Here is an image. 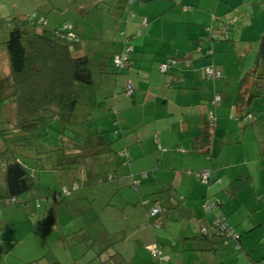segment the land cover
I'll return each instance as SVG.
<instances>
[{
  "label": "crops",
  "instance_id": "1",
  "mask_svg": "<svg viewBox=\"0 0 264 264\" xmlns=\"http://www.w3.org/2000/svg\"><path fill=\"white\" fill-rule=\"evenodd\" d=\"M70 1L67 0V2ZM146 1L131 0L125 16H122V13L125 10L126 0L122 3V11H118L114 7V9L110 8L105 12L113 19L112 32L115 36L112 38L115 42L110 44L112 52L107 56V59L96 60L93 67L92 85L90 88L83 89L85 93L83 96L86 97L87 102L96 109L102 110V114H106L103 112L107 111L111 117V124H115L121 130L119 135H117V130L114 132L117 131L115 134L118 138L121 137V150L129 153L130 161L137 160L148 152L151 154L153 150L160 148V145L155 149L152 147L151 138L153 134L154 141L159 140L161 146L164 148L168 146L170 149L167 151L163 148L166 152L162 153L161 156L156 155L157 160L153 166V173L158 172V177L155 179L160 184V187L155 191L159 192L161 189L166 191L148 198L143 204L151 206L158 202L163 206L162 211L157 215L158 224L151 226L147 218L145 220L144 215L140 214L141 223L135 224V231L130 233L132 242L119 246L121 248L119 256L123 260L120 264H250L248 253L256 258L264 253V214H261L259 218L257 217V204L259 201H264V193L260 191L261 188L257 183L256 189L255 184H253L255 173L257 179L258 173L261 171L264 173V167L259 172V166L256 172L243 168L255 157L252 153H240L238 142L241 140L243 128L240 131L236 129L242 123L245 124L246 118L234 120L233 100L238 78L252 66L253 52L250 51V53L238 58V63L234 69L229 71L225 68L229 67V62L228 64L224 63L228 57H223L220 52L222 51L224 54L232 52L227 40L236 41L235 25L231 26L230 33L227 25V36L224 39L226 42L214 43L215 40H220L218 36L221 35H206L205 29V37L210 40H207L209 44L203 45L199 53L194 54L192 52V40L201 36L200 26L208 21V13L201 11L192 13V3L200 0H188L182 9H175L176 11H173L174 19L165 13L175 4L168 3L155 7L151 11H146L144 9L147 4ZM204 1L203 7L207 3V9L213 11L210 12V16L215 17L216 15L218 19H222L215 21L219 23V26H215L217 29L220 28V24L224 22L226 24L229 21L220 16L223 11L218 12L225 10L226 4H219L218 1L214 3V0ZM259 1L258 4L262 5L263 8L264 2ZM96 2H102V0ZM240 2L249 6L245 0ZM0 6H4L1 0ZM85 6L74 4L72 14L67 12V5L61 11L62 18L60 20L70 24V28L75 30V35L70 34L71 38L80 40L82 36L81 33H77V30L83 28L80 27L83 25L78 26L79 21L84 19L83 14L85 12H89ZM261 7L259 6L258 12H261ZM53 8H55L54 5H50L49 9L53 10ZM8 9L10 11L7 13L4 8L0 10L1 84H4V78L8 74V58L4 42L7 38V24L10 22L7 21L4 24L2 20L6 17L13 18L16 16V18L34 17L36 19L43 17L44 22L47 18L46 25L50 21L48 15L37 17L32 7L24 8L23 14H21L20 3L17 2L8 4ZM76 11H79L80 15H74L73 13ZM196 12L202 13L204 18L194 17ZM100 13L103 12L100 11ZM177 13L182 14L177 15ZM177 17H185L186 19L179 20ZM202 20H204L203 23H199ZM84 24L88 26V22H84ZM96 28L102 27L96 25ZM262 28H264V21L260 25L255 26L254 24L252 31L245 36L250 44L249 49L253 50V44ZM201 29L204 30L203 27ZM118 30H123L125 35L130 36L129 42L133 46V52L130 55V64L116 69L111 66L110 60L112 55L119 52L121 48L122 42L117 34ZM164 33H167L166 38ZM80 51L85 52L86 50ZM93 54L95 56L96 51H90V55ZM220 55H222V62L217 67L223 68L222 78L213 81L204 79L200 68L209 63L216 66L215 63L219 60ZM168 59L174 60L175 65H170L163 73L159 72L158 65ZM184 62H187L188 66L184 67ZM227 74L234 79L235 89H233V85H230ZM250 81L252 80L247 81L246 88L249 87ZM124 82L132 84L133 91L129 94L130 96L122 94ZM218 92L221 98L214 109L216 129L212 130L214 139L209 145V154H207L198 150L199 145L194 137L199 135L207 112L210 110V100ZM6 102L0 97V104ZM231 111L232 113H230ZM119 113L124 116L118 117ZM231 118H233V122L230 120ZM156 125H162L160 128L168 136L162 138L160 128ZM232 125L233 127H231ZM236 134H240V137H237ZM96 139H98L96 141L106 142L103 136H98ZM182 143L188 150L184 147L177 150L179 155L181 154V166L169 165L170 173L173 174L172 179L163 181L160 171L165 166L161 160L168 159L169 155H173L171 150ZM189 144H192V147H189ZM108 148L105 146L98 147L96 151L105 152ZM119 149H115V152L117 153ZM225 163H229L230 166ZM241 167L242 169L239 170L238 168ZM205 169L208 170L207 182L206 180L201 181L197 175ZM113 177L115 176L113 175ZM223 178L225 182H223ZM139 183L146 184L138 181L137 184ZM136 186L133 184V187ZM247 187H251V189ZM212 189L214 191H211ZM247 189L249 192L246 193V196L251 200L252 209L247 214H240L236 211L234 204L232 210L227 211L226 205L237 198L238 193L247 191ZM143 197L147 198L148 196ZM203 200L213 202L214 209L203 211L201 207ZM143 210L145 214V209L143 208ZM216 210L223 215L224 222L239 234L238 240L230 237L229 234L225 236L215 235L213 230H208L206 235L200 233L199 228L201 226L211 224L214 217L213 212ZM8 220L9 218L5 221L0 212V264H8V261L12 262L11 264H22L25 261L32 263L44 255L46 250L42 245L33 246V256L29 260L8 253L3 254L7 247L12 249L22 237L21 232L14 233L15 226L12 233L6 234L4 232L7 230ZM27 230L28 227L26 226L25 231ZM5 234L7 237L4 238ZM151 246L153 247L151 248ZM151 249L158 252L159 259L152 255Z\"/></svg>",
  "mask_w": 264,
  "mask_h": 264
},
{
  "label": "rangeland",
  "instance_id": "2",
  "mask_svg": "<svg viewBox=\"0 0 264 264\" xmlns=\"http://www.w3.org/2000/svg\"><path fill=\"white\" fill-rule=\"evenodd\" d=\"M96 1L1 0L4 6H0V10L4 8L7 13L10 11L8 4L12 2L20 3L21 14H23L22 10L24 8L32 7L37 17L40 15H48L50 17L49 24H45L46 31L60 30L62 31L59 33L60 36L65 39L64 37H67L65 31L68 28L65 29L62 20H60L62 18V9L64 10L67 5V12L72 14L74 4L87 5L85 7L89 9V12L83 14L85 17L78 24V26L83 25L80 26L83 28L77 30V33L82 34L80 40H78V45L81 50L85 49L89 55L90 51H96L95 56L94 54L90 55L91 59L96 61L102 58L107 59V56L112 52L110 44L115 42L112 38L115 36L112 32L113 19L105 12L110 8L114 9V7L118 11H122V3L125 0ZM217 1L219 4H226L224 6V9H226L218 12L223 11L220 16L224 17L223 19L225 20H229L228 24L226 23L229 26V33L232 25H235V30L237 31L236 41L227 40L229 49L232 52L230 51L228 54L220 52L223 57H228V60L224 63L228 64L229 62V67L225 68L231 71L238 63V58L250 53V51L254 52L255 43L253 44V50L249 49L250 44L245 39V36L252 31L254 24L255 26L257 24L260 25L264 21L262 13L258 12L259 6L261 7L262 5L258 4L259 0H245L250 7L241 3V0H214V3ZM180 2L181 4H179ZM186 2L188 0H147L144 9L151 11L161 5L175 4L172 6L174 9L170 8L165 13L174 19L173 11H176L175 9L177 8L182 9ZM204 2V0H200L192 3V13L194 11L208 13V21L200 26L201 36L192 40V52L194 54L196 52L199 53L203 45L209 44L207 40H210L205 37L204 33L206 27L209 28V30L206 29V35L213 34L216 36L221 34L220 30L215 27L219 26V23L215 21L222 19H218L216 15L212 18L210 12L213 11L207 9V3L203 7ZM128 4V0H126L122 16H125L129 7ZM50 5H54L55 8L53 10L49 9ZM100 11L103 13H100ZM73 14L80 15V12L76 11ZM127 14L129 15V12ZM181 14L177 13V15ZM197 16L199 19L204 18V15L200 12L194 14V17ZM15 18L16 16L13 18L6 17L2 22L6 24L7 21ZM177 18L179 20L186 19L185 17ZM45 19V22H47L48 19ZM203 21L199 23H203ZM84 22H88V26H85ZM96 25L102 28H96ZM202 27L204 30L201 29ZM263 31L264 28L260 29V34ZM72 32H75V30L72 29ZM239 35L241 36L239 37ZM164 37H167V33H164ZM218 41L226 42L220 38V40H215L214 43H218ZM221 56L215 63L216 65L222 62ZM112 67L115 68L114 66ZM222 75L223 68H221ZM227 76L230 85H233V89H235L234 79L231 75L227 74ZM217 79L219 78L214 80ZM84 88H88V86H84ZM83 94L85 95L84 92ZM248 107L250 118L246 117L245 124L242 123L236 129L240 131L243 128L238 147L240 153H252L255 157L253 161L243 166V168L256 172L259 166V172L264 167V82L259 94L251 98ZM103 113L106 114H102V110L90 105L86 97L80 94L72 113L59 112L53 117L47 115L40 119L39 125L35 130V138L30 141V144L22 146L17 154V159L29 170L32 184L28 190L17 195L14 205L0 207L3 219L6 221L9 218L7 230H4V232L6 234L12 233V229L15 226L14 233L18 234L21 232L22 234L20 242H16L12 249L7 247L3 254L8 253L29 260L33 256V246L38 245L39 247L42 245L46 250L44 255L41 254L42 256L32 261V263L25 261L22 264H38L39 261L40 264H113L114 259L111 255H119L121 249L119 246L132 242L130 233L135 231L134 225L141 223L140 214H143L146 220L147 217L143 208L146 211L150 207V205L142 204L143 196H148L147 198L150 199V197L155 195V190L160 187L159 182L155 179V177H158V172L153 173V166L157 160L156 155L161 156L166 151L163 150L164 146H161L159 140L154 141L153 134L151 138L152 147L155 149L160 145V148L153 150L151 153L154 155L148 152L137 158V160L120 163L126 159L125 156H121L119 153L122 149V146H120L122 140L117 135L121 133V130L115 124H111V117L107 114V111ZM113 113L111 115L114 116ZM12 116L13 103L0 104V126L6 125L7 121H11ZM121 116L124 115L119 113L118 117ZM207 117L209 119L208 127L215 130L212 113L207 112ZM232 119L230 120L232 121ZM156 126L162 127V125ZM114 130L118 131H116L117 135ZM236 135L240 137V134ZM98 136H103L106 141H102L103 144L99 147L105 146L107 148L109 145V148L111 147L110 151L107 149L105 152L96 151L98 147L94 146V143ZM160 136L164 138L168 135L160 128ZM77 143H90V146L86 147L83 152L94 154L80 158L79 165L76 168H54V164L59 162L61 158H65L71 155L69 154L70 152L75 151L73 144ZM183 143L181 144L182 146H175L171 150L174 154L169 155L168 159L161 160V163L165 166L160 171L163 181L172 179L173 174L170 173L169 165L181 166V154L179 155L177 150L183 147L187 149ZM189 147H192V144H189ZM117 148H120L117 150L119 156L115 152ZM164 149L170 151L168 146ZM125 152L128 154L127 151ZM117 161H119L118 164H116ZM226 165L230 166L229 163ZM238 169L241 170L242 167ZM109 173L115 176L111 180L105 179V176ZM258 174L259 177L256 179L255 173L253 184H255V189L258 185L261 188L260 191L264 193V173L261 171ZM138 181L146 184H137ZM133 182L135 186L137 185L135 188L133 187ZM223 182H225L224 178ZM250 184L252 183L250 182ZM73 185L75 186L71 189L68 196H63L60 193V190L69 189ZM247 188L251 189V187ZM249 189L238 193L237 198L229 205H226V210H232V206L235 204L237 212L247 214L252 209L251 200L246 196ZM211 191L214 190L212 189ZM257 205V217L259 218L261 214H264V201H259ZM26 226L28 227L27 231H25ZM6 234L4 238L7 237ZM115 250L118 252L114 253L116 252ZM7 263L11 264L12 262L8 261Z\"/></svg>",
  "mask_w": 264,
  "mask_h": 264
},
{
  "label": "trees",
  "instance_id": "3",
  "mask_svg": "<svg viewBox=\"0 0 264 264\" xmlns=\"http://www.w3.org/2000/svg\"><path fill=\"white\" fill-rule=\"evenodd\" d=\"M262 1L264 2V0ZM130 2L131 0H128V3ZM261 13L264 18V6ZM63 25L65 29L68 28L65 31L67 36L64 37L65 39L60 36L59 33L62 32L60 30L46 31L43 17L40 19L34 17L15 18L7 24L10 29L7 31L4 45L8 58V74L4 78V84L0 83V97L2 100L13 103V116L12 120L7 121L6 125L0 126V207L14 205L17 195L28 190L32 184L29 170L17 159V154L22 146L30 144V141L35 138V130L39 125L40 119L47 115L53 117L59 112L72 113L80 94L81 96L83 95L84 86L90 88L92 85L93 67L96 61L91 59V56L86 51H80L79 41L74 37L71 38L70 34H74V32H72L70 24L63 22ZM206 29L209 30L208 27ZM219 30L221 31V36L218 37L224 40L227 36V24H220ZM117 34L122 42L121 48L119 52L112 55L110 64L119 69L130 64L133 46L129 42L130 36L125 35L123 30H118ZM126 46L131 49L127 52L126 62L118 67L114 64L113 57L124 50ZM160 65H164L163 71L159 70ZM170 65H175V61L168 59L160 63L158 71L163 73ZM183 65L186 67L188 63L184 62ZM200 71L202 72V77L206 80L213 81L216 78H222L221 69L213 63L202 66ZM263 77L264 31L255 40L252 66L248 71L242 73L237 80L238 85L233 100L234 120L250 118L248 105L251 102V98L257 96L263 87ZM249 79L252 81H250L249 87L246 88V83ZM132 91V84H129V91H127L126 83L124 82L122 92L130 96L129 94ZM215 95L218 96V99L210 103L212 107L209 110L214 115L213 119L216 117L214 109L221 98L219 92ZM208 121L205 117L199 135L194 137L199 145L197 147L198 150L207 154H209V145L214 139L213 129L208 127ZM96 140L94 146H102L103 142ZM73 146L75 151L70 152L69 154L71 155L61 158L59 162L54 164V168H76L79 165L80 158L94 154L83 152L86 147L90 146V143H77L73 144ZM107 150L110 151V148ZM119 153L126 158L120 163H127L130 160L129 153L126 154L125 150H121ZM116 155L119 156L118 153ZM118 163L116 162V164ZM112 177L113 175L109 173L105 176V179L110 180ZM133 184L135 185L134 182ZM74 186L67 189L68 193L65 194L61 190L60 193L63 196H68ZM165 191V189H161L154 194L158 195ZM146 200L148 198L144 197L142 204ZM212 203L208 200H203L201 202L203 211L214 209ZM154 205L157 208L155 213L150 214V208L145 211L148 223L151 226L158 224L157 215L162 211L163 207L158 202L154 203ZM204 205L206 207L211 206L206 209ZM213 214L214 217L211 224L201 226L199 228L200 233L206 235L208 230H213L215 235L225 236L229 234L230 237L238 240L239 234L227 224L224 225L225 231L223 229L221 232L219 231L217 222L220 223L221 220L224 222L225 219L217 210ZM216 219L217 222L215 223ZM111 256L114 259V264L122 263L123 260L119 255L112 254ZM248 256L250 257V264H264V253L259 258L251 256L250 253H248Z\"/></svg>",
  "mask_w": 264,
  "mask_h": 264
},
{
  "label": "built area",
  "instance_id": "4",
  "mask_svg": "<svg viewBox=\"0 0 264 264\" xmlns=\"http://www.w3.org/2000/svg\"><path fill=\"white\" fill-rule=\"evenodd\" d=\"M125 41V40H124ZM131 48L130 47H128V46H126V47H124V50H122L119 54H117V55H115L114 57H113V62H114V64L116 65V66H122L125 62H126V58H127V52L130 50ZM159 70L160 71H163L164 70V65H160L159 66ZM126 88H127V91H129V84L128 83H126ZM218 99V96L217 95H215L214 97H213V100H212V102H214L215 100H217ZM198 176H199V179L201 180V181H205L206 179H207V177H208V171L207 170H202L201 172H200V174H198ZM65 194L66 193H68V191H67V189L66 188H64L63 190H62ZM209 206H211V205H209ZM209 206H207L206 207V205H204V207H206V209L209 207ZM156 210H157V208L155 207V205H151V207H150V214H153V213H155L156 212ZM217 222V219H216V221H215V223ZM217 225H218V227H219V231L221 232L222 231V229H223V231H225L224 230V225H226V223L225 222H222V220L220 221V223H218L217 222ZM228 232H229V230H228ZM153 246H151V248H152ZM151 253H152V255L154 256V257H156L157 259H159V255H158V252L155 250V249H151Z\"/></svg>",
  "mask_w": 264,
  "mask_h": 264
},
{
  "label": "clouds",
  "instance_id": "5",
  "mask_svg": "<svg viewBox=\"0 0 264 264\" xmlns=\"http://www.w3.org/2000/svg\"><path fill=\"white\" fill-rule=\"evenodd\" d=\"M215 96V94L213 95V97ZM213 97L211 98V100H210V103H212V100H213ZM213 114H212V120H213V122L216 120V118H214L213 119ZM207 119H208V117H206ZM209 120V119H208ZM215 123V122H214ZM152 205H154V203L152 204ZM150 208V207H149Z\"/></svg>",
  "mask_w": 264,
  "mask_h": 264
}]
</instances>
